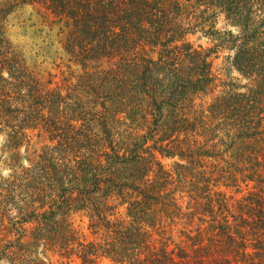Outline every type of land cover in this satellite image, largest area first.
<instances>
[{"label": "trees", "instance_id": "trees-1", "mask_svg": "<svg viewBox=\"0 0 264 264\" xmlns=\"http://www.w3.org/2000/svg\"><path fill=\"white\" fill-rule=\"evenodd\" d=\"M23 5L66 22L75 85L16 49ZM222 50L241 78L204 103ZM1 134L0 264H264V0H0Z\"/></svg>", "mask_w": 264, "mask_h": 264}, {"label": "rangeland", "instance_id": "rangeland-1", "mask_svg": "<svg viewBox=\"0 0 264 264\" xmlns=\"http://www.w3.org/2000/svg\"><path fill=\"white\" fill-rule=\"evenodd\" d=\"M218 28L225 29V21H218ZM7 33L16 49L21 53L31 70L40 81L46 86L75 85L81 74L83 67L70 60L64 43L68 31L65 21L52 16L49 12L39 6L23 5L13 12L7 19ZM195 47L210 49L216 45L211 38L201 31L189 36ZM230 51L222 50L213 55V72L218 77L219 87L212 95L205 96L204 103H209L214 97L225 90L222 81L230 78H241L239 72L229 62ZM247 81L240 79V84ZM199 102V100H198ZM5 135H0V148L4 142ZM49 142L48 136L34 132L32 135L30 152L37 154L39 150ZM171 160H165L166 164ZM225 189V188H223ZM228 195L235 194V190H227ZM119 203V202H117ZM126 207L119 205L117 216H125ZM75 225L84 234L89 235L88 218L84 214L74 217ZM6 264V263H3ZM45 264H81L79 261H72L53 255L45 260Z\"/></svg>", "mask_w": 264, "mask_h": 264}]
</instances>
